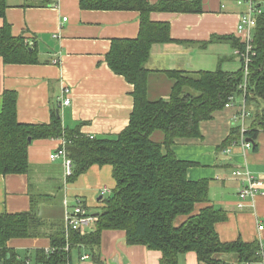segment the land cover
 <instances>
[{"label":"crops","instance_id":"1","mask_svg":"<svg viewBox=\"0 0 264 264\" xmlns=\"http://www.w3.org/2000/svg\"><path fill=\"white\" fill-rule=\"evenodd\" d=\"M199 1L201 12L153 11L150 14L152 21L170 24L172 38L169 42L154 43L146 62L151 100L170 97L173 80L168 71L241 68L242 57L231 41L211 40L215 36L241 38L237 28L244 6L237 0ZM255 1L262 3L264 9V0ZM7 3L6 16L0 17V28L7 23L14 36L32 41L37 61L11 64L0 57V112L4 92L12 90L17 93L20 123L48 124L57 113L63 128L80 127L87 136L112 138L121 133L133 112L134 86L112 70L107 55L113 39L138 37L140 12L82 9L80 0H7ZM54 59L59 62L54 63ZM65 86L70 88L67 105L62 104ZM243 101V94L235 96L234 106L217 110L211 119L200 123L199 137L176 138L172 150L179 160L193 163L188 169L189 180L208 179L209 204L226 214L215 225L220 240L258 241L264 248V185L254 198L244 201L243 207L238 203L248 176L264 182V130L258 132L250 148L242 145L241 130L237 144L227 151L235 143L227 142L233 128L241 126L236 116ZM252 122L251 112L246 126L250 128ZM152 138L162 141L163 133L155 131ZM62 141L59 136L32 139L28 147V171L0 174V213L34 211L50 229L65 227L64 160L50 157ZM89 170L108 178L112 174L110 165H94ZM78 189L76 185L72 188ZM95 189L103 197L111 192L106 184L102 189L101 185ZM104 189L108 192L103 194ZM205 205L198 204L196 211ZM8 244L21 253L49 248L50 238H13ZM77 252L74 262L80 255L89 254L82 264H160L162 258L159 250L141 244L130 245L124 230H104L95 256L84 247ZM179 263L200 264L194 252L180 255Z\"/></svg>","mask_w":264,"mask_h":264},{"label":"trees","instance_id":"2","mask_svg":"<svg viewBox=\"0 0 264 264\" xmlns=\"http://www.w3.org/2000/svg\"><path fill=\"white\" fill-rule=\"evenodd\" d=\"M262 4V3H260ZM82 9L135 10L140 12L137 38L113 39L107 62L112 70L134 86V108L128 126L112 138H91L80 127L63 128L61 116L53 114L48 124H24L17 119V93L3 94L0 112V174H24L29 169L30 139L61 137L67 139V153L73 161L74 182L92 166L110 165L115 180L112 194L104 199L102 211L94 214V226L82 234L65 227L49 228L34 212L0 213L1 264H72L73 251L83 247L95 256L104 230H124L130 245L141 244L162 253L160 264H180V255L194 252L200 264H257L258 241L223 242L216 223L226 214L209 204V181H191L192 162L179 160L172 150L176 138L199 137L200 123L226 107L232 96H241L244 80L243 59L237 71H168L173 80L168 99L148 96L149 59L154 43L172 40L167 22L152 21L153 11L201 12L199 0H80ZM7 0H0V17L6 16ZM264 10V9H263ZM255 55L249 66L246 105L253 122L245 132L253 140L264 130V12L254 31ZM231 41L235 49L245 50L241 38L215 36L213 40ZM204 44H208L204 43ZM0 57L5 63L37 61L35 46L14 36L5 23L0 28ZM155 131L163 140L152 138ZM240 127L232 130L227 142H236ZM257 147V145L255 146ZM103 199V198H102ZM207 204L198 211V204ZM180 218H183L182 221ZM46 236L49 248L26 250L22 255L9 246L13 238ZM70 249H65L66 244Z\"/></svg>","mask_w":264,"mask_h":264},{"label":"built area","instance_id":"3","mask_svg":"<svg viewBox=\"0 0 264 264\" xmlns=\"http://www.w3.org/2000/svg\"><path fill=\"white\" fill-rule=\"evenodd\" d=\"M237 3L244 6V10L240 14V20L238 23V34H240L241 39L244 42L245 50L241 51L239 49H236V52L242 57L243 64H244V80L239 85V90L242 91V94L244 96L243 104L241 105V109L236 116V120L241 122V130H242V145L246 148L252 147V142L245 139V132L249 129L246 126V121L250 116V112L246 105V95L248 94V81H249V66L253 60V56L255 55L254 52V45H253V31L256 29L258 24V17L260 14L264 12L263 10V4L257 3L255 0H237ZM66 20V18H65ZM30 45L33 44V42H28ZM58 59H54V63H58ZM64 100L62 104L67 105L70 103V88L65 86L63 88ZM234 96L230 98V102L226 104V107L234 106ZM63 141L60 147L53 152L50 157L51 159H56L58 157H63L64 160V166H65V180L69 179L70 176L73 174V161L68 156L66 145H67V139L66 136L63 134L61 136ZM91 138H94V136H90ZM237 143H233L231 146L228 147L227 151H230L232 146H235ZM264 185L263 180L256 179L252 176H248L247 181L243 184L241 190H240V200H239V206L243 207L244 201L248 200V198H254L256 194L260 192ZM108 192L107 189H104L103 194ZM65 205V230L66 235L68 238L69 231L76 230L80 231L82 234L86 233V231L91 227L92 224L95 223L97 217L94 214H91L89 209L83 205V202L81 200H77L76 209L74 212L69 208L68 201L65 199L64 201ZM65 249L69 251L70 246L67 243L65 246ZM257 255L259 257V262L257 264H264V248L260 245V249L257 252ZM89 258V254L85 253L80 255L79 260L73 262L72 264H82L86 259ZM70 264V263H67ZM250 264V263H247Z\"/></svg>","mask_w":264,"mask_h":264},{"label":"rangeland","instance_id":"4","mask_svg":"<svg viewBox=\"0 0 264 264\" xmlns=\"http://www.w3.org/2000/svg\"><path fill=\"white\" fill-rule=\"evenodd\" d=\"M105 184L111 190V192H113V189L115 187V180L112 174L109 175L108 178L103 177V174L101 173L89 170L87 171V173L80 175L78 179L74 182H69V180H67L66 178L62 185V194L64 195V199H67L69 208L73 212L76 209L77 200H84L83 205L87 204L90 213L97 214L102 211V206L105 205L104 199H107L111 195V192L104 195L103 199H100L102 193L99 192V190H96L95 187L101 185L102 189ZM74 185L79 186V189L77 191L72 190ZM79 191H81L82 194H80ZM78 196H81L83 200L81 198H78ZM93 226L94 224L91 225V228ZM32 250L33 249L29 251ZM25 253V251L21 252L22 255H25ZM77 253V250L73 251V259L76 257Z\"/></svg>","mask_w":264,"mask_h":264},{"label":"water","instance_id":"5","mask_svg":"<svg viewBox=\"0 0 264 264\" xmlns=\"http://www.w3.org/2000/svg\"><path fill=\"white\" fill-rule=\"evenodd\" d=\"M30 140H32V139H30ZM248 140L251 141L252 143H254V140H253L252 138H248ZM102 197H103V196L101 195V196H100V199H101ZM0 264H1V263H0Z\"/></svg>","mask_w":264,"mask_h":264}]
</instances>
